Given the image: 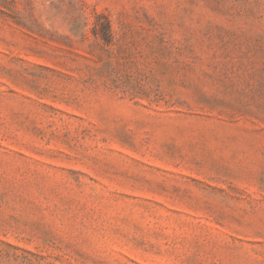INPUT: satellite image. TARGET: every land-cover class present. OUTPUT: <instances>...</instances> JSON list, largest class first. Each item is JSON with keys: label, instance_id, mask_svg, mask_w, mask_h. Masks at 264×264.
Wrapping results in <instances>:
<instances>
[{"label": "rangeland", "instance_id": "1", "mask_svg": "<svg viewBox=\"0 0 264 264\" xmlns=\"http://www.w3.org/2000/svg\"><path fill=\"white\" fill-rule=\"evenodd\" d=\"M0 264H264V0H0Z\"/></svg>", "mask_w": 264, "mask_h": 264}]
</instances>
